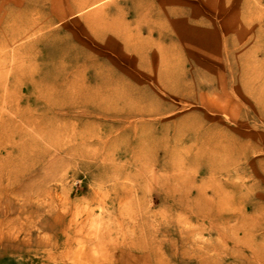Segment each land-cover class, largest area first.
Here are the masks:
<instances>
[{"label":"rangeland","instance_id":"rangeland-1","mask_svg":"<svg viewBox=\"0 0 264 264\" xmlns=\"http://www.w3.org/2000/svg\"><path fill=\"white\" fill-rule=\"evenodd\" d=\"M57 1L0 0V264H264V0Z\"/></svg>","mask_w":264,"mask_h":264},{"label":"bare ground","instance_id":"bare-ground-1","mask_svg":"<svg viewBox=\"0 0 264 264\" xmlns=\"http://www.w3.org/2000/svg\"><path fill=\"white\" fill-rule=\"evenodd\" d=\"M97 1L98 0H58L57 2H58L59 5L67 4L66 8L64 9L65 13H73V12H75L77 10H80V9H83L85 7L92 6ZM243 74H244V76L247 75L244 72H243ZM97 83H98L99 89L95 90L96 94H97V97L95 98L96 99L95 102L92 100L93 101L92 104H93V106L100 108L102 111L103 110L109 111V109L113 108L112 104H107V105L106 104L105 105L101 104L102 102L106 101L107 99H109V100H119L120 102H124L123 105H128V104L129 105H134L136 103H139V101L144 100V98H145L144 96L142 97L141 95H136V93H134L133 90H132L131 93H128V94H130L131 97L129 95H126V93H124L123 90H121V88L123 89V87H122L123 83H121L120 79H117V78L116 79H112V80L111 79L110 80L103 79V80H100ZM65 84L67 85V83H65ZM54 87H58V85L55 83ZM90 88L91 87H89V89ZM141 94H143V93H141ZM145 94H147V93H145ZM54 98H55V100H53ZM40 101L43 104L44 103L47 104V103H51V102L54 103V104H51L52 107L49 108V109H51L50 111L57 110L58 108L61 109V107L65 106V105H58V104H62V103L58 99V97H54V96L50 97L49 99H45V98L41 97V100H39V102ZM37 102H38V100H37ZM88 103H91V102H87V104ZM83 105H86V101L83 102ZM218 110L220 111L222 109H218ZM50 113L51 112H45L43 114V116H49L48 114H50ZM54 121H55L54 119H51V122H48L47 126H41V123L39 124L38 122H37V124L32 126L33 130L35 132H37V134L40 135L42 137V139L44 141H46V143L53 144V137H54V133L56 132V129L53 127ZM205 131H207V130H205ZM207 132L208 133L213 132L214 134H216L217 139L215 140V146H217L219 148H222L225 151H226V149H230L228 147H232L233 144L230 142V140H228V138L226 137L227 136L226 134L219 133V132H216V131H211V132L207 131ZM80 139H84V137H82ZM205 143L208 144L210 142L207 141ZM29 148L36 149V146L29 145ZM38 148H39V146H38ZM58 149H60V147H58ZM77 149H78V147L72 148V149H70V151L74 152ZM235 150L238 151V152L241 151V150H239V148L235 149ZM45 151H46V149L44 148L43 152H45ZM24 157L27 158L25 156V154L23 153V158ZM27 159L30 161L31 165L39 164L43 160V159H41V157H36V156L32 157V159L31 158H27ZM16 160H18V159H15V157H11V159H8V161L10 162V164L12 166H15ZM43 162H44V160H43ZM17 169H18V167H17ZM2 172H3V174H8L9 175L12 172H14V170L12 169V167L10 169L6 168V170H5V167H2Z\"/></svg>","mask_w":264,"mask_h":264}]
</instances>
